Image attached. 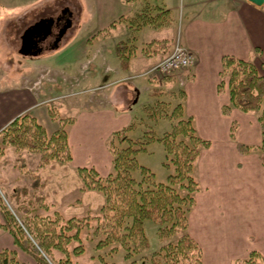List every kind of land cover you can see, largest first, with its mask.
<instances>
[{
    "label": "crops",
    "instance_id": "obj_1",
    "mask_svg": "<svg viewBox=\"0 0 264 264\" xmlns=\"http://www.w3.org/2000/svg\"><path fill=\"white\" fill-rule=\"evenodd\" d=\"M36 1L0 0V29L6 38L11 37L9 43L16 50L24 28L38 18L56 14L64 4L63 0H43L34 4ZM141 1H126L135 2L134 7L110 23L119 26L121 34L114 39V57L105 60L102 57L95 62L88 78L96 80L103 76L104 84H111L104 87L102 98L90 97L80 102V107L74 111L73 120L66 129L71 155L69 167H94L100 175L111 171L113 155L107 141L116 132L133 125L129 111L139 103L144 89H149L139 80L114 81L146 71L165 57L178 39L194 54L195 62L185 70L169 74L159 83L163 84L162 88L183 92L178 102L181 106L178 119L190 118L196 135L209 142L208 147L200 149L193 164L192 176L198 190L193 194L194 205L186 215V231L199 244L203 264H234L235 260L246 258L251 250L264 258V164L257 152L241 154L237 149L238 143L260 145L261 127L256 114L232 107L226 85L223 91L217 89L224 55L253 62L264 76V8L248 0H153L161 8L158 13L163 12L167 17L165 25L170 26L179 16L181 32L175 39L171 37L170 43L164 37L163 45L157 50L158 57L143 70L145 67L138 68L140 61L134 56L139 48L142 54L148 49L147 53L152 55V52L147 48L149 42L145 36L139 41L150 25L136 28L138 22L134 17L141 13ZM119 43L126 52L125 68L121 67L117 55ZM67 48L66 54H61L64 50L60 45L58 49L48 50L47 54V51L38 55L25 54L27 60L24 57L22 64L16 63L15 67L22 71L20 82L0 87V131L23 112L33 113L42 120L37 109L43 100L39 99L43 87L35 88L32 80L37 76L33 77V70L27 69V63L37 61L40 64L43 70L38 73L41 74L39 78L46 72L56 73L52 79L72 78V73L76 72L72 71L73 64L83 56L77 57V52L73 57L74 43L69 42ZM96 58L93 52L91 59L95 61ZM153 94L156 96L151 98V103L159 101L160 95L154 91ZM224 106L230 108L229 114L223 113ZM233 123L236 124L234 139L230 137ZM4 233L8 243L5 247H11V235L7 231Z\"/></svg>",
    "mask_w": 264,
    "mask_h": 264
},
{
    "label": "rangeland",
    "instance_id": "obj_2",
    "mask_svg": "<svg viewBox=\"0 0 264 264\" xmlns=\"http://www.w3.org/2000/svg\"><path fill=\"white\" fill-rule=\"evenodd\" d=\"M41 1L43 0H38L34 4ZM63 2L62 7L67 6L70 9L73 19L55 48L58 49L60 45L64 50L61 54H66L69 42L74 43L73 57L77 52V57L83 56L82 60L73 64L72 71L79 73H72V78L52 79L56 73L46 72L39 78L38 75L41 74L38 73L43 70L40 64L37 61L27 63V69L33 70V77L37 76L32 80L36 84L35 88L43 87L40 88L39 98L43 100L37 109L42 120L31 114L45 128L47 135L58 128L66 130L73 120L74 111L80 107V102L90 97L102 98L105 88H94L103 86L104 77L90 80L89 74L93 70V64L101 61L102 57L104 60L114 57L116 49L114 39L121 34L119 26H111L110 23L121 13L134 7L135 3H126L124 0H63ZM139 5L141 13L134 17L138 22L136 28L139 29L144 24L150 25L147 32L139 37V41H143L142 38L145 36V40L149 42L147 48H150L152 55L147 53L149 49L142 54L139 48L134 59L140 61L138 68L145 67L143 69L145 70L148 68L146 64L152 63L158 57L157 50L163 45L164 37L170 43L171 37L175 39L177 33L181 32V23L178 16L170 26L165 25L167 17L163 12L158 13L161 8L155 5L153 0H143ZM2 16L8 18L7 15ZM9 42L11 37L6 38L4 31L0 29V87H7L14 81L20 82L19 74L22 71L15 65L24 60V57L25 60L28 57L20 49L13 48ZM46 51H44L46 54L50 52ZM93 52L97 54L95 61L91 59ZM167 52L169 51L167 50L165 54ZM132 75H128L122 82L139 80L149 89H144L139 103L132 106L129 111L133 125L124 133L116 132L108 139L107 146L111 149L113 157L120 148L127 145L142 148L135 154L137 167L130 171L136 182L135 190L142 192L152 182H166L167 175L174 171L172 154L166 156L164 145L158 139L170 131L171 123L178 119L177 106L182 100L183 92L179 89L171 91L169 87L162 88L163 84L159 83L162 81L158 78L162 80L166 76L145 74L132 78ZM163 90L165 93L161 92ZM153 91L160 96L159 101L151 103V98L156 96ZM149 137L153 139L150 140ZM180 138L183 137L179 136L177 139ZM183 139L187 142L186 138ZM1 140L0 135V250L13 251V255L21 264H39L38 255L19 249L13 242L10 244L11 247H5L8 243L4 238L6 234L4 231L8 230L4 228L1 215L4 206L20 223L25 224L29 219L35 227L54 234L55 243L49 250L41 247L39 253L44 255L46 264H153V260L157 258L155 254L162 253L165 245L175 243L183 233L180 227L174 231L169 230L174 219L164 223L146 219L143 229L147 246H142L138 239L130 237L126 229L131 222L130 218H125L121 224L115 223L106 213V208H103L106 203L103 190L89 188L77 169L69 167L71 160H67L64 153L59 152L45 161L42 157L44 150L19 148ZM141 166L147 171L143 172ZM97 174L105 182L108 174ZM191 178L194 179L193 176ZM186 184L185 180L182 187L179 183L173 185L174 191L180 197L186 198L181 204L184 211L194 205L190 204L189 199L194 192L189 191L185 187ZM29 234L32 240L30 244L31 242L38 244L40 237L37 236L43 235L36 233V236L32 232ZM181 259L183 263L193 264L190 256Z\"/></svg>",
    "mask_w": 264,
    "mask_h": 264
},
{
    "label": "trees",
    "instance_id": "obj_3",
    "mask_svg": "<svg viewBox=\"0 0 264 264\" xmlns=\"http://www.w3.org/2000/svg\"><path fill=\"white\" fill-rule=\"evenodd\" d=\"M132 1V0H124ZM124 46L119 43L117 55L120 58L122 68L127 66V57ZM221 80L217 86L218 91H223L227 87L229 101L232 107L245 112L257 114L262 140L258 146H248L237 144L239 153L257 152L260 161L264 164V76L260 73L257 66L248 60L237 58L233 55H224L221 58ZM161 81V78H158ZM179 116L181 113L180 104ZM230 108L224 106L222 111L229 114ZM236 124L233 123L230 129V137L234 139ZM124 133V130L118 131ZM1 141L10 143L15 147L30 150H44L43 159L47 161L50 156L64 153L67 160L71 159L69 147L67 144V130L55 129L50 135H47L45 128L29 112H23L14 117L0 131ZM179 136L186 138L177 139ZM126 138H124L125 140ZM149 139H153L149 137ZM164 145L166 155L172 154V163L174 171L167 175L166 182H152L145 190L139 192L135 190L136 184L130 171L137 167L135 154L142 149L139 146L133 147L127 145L125 148L114 154L112 160V171L108 174L105 182L99 177L93 168L79 167L77 171L83 177L89 188L103 190L106 196V213L109 214L114 222L121 224L125 218H130V224L126 226L130 237L138 239V242L145 247L147 239L144 234V220L152 219L160 223L168 222L174 219L169 227L174 231L177 227L183 230V233L177 238L176 242L167 244L163 247V252H157V258L153 264H187L183 263L181 258L190 256L193 264H202L201 249L198 243L186 231V212L181 209V204L186 200L180 197L175 191L173 185L179 183L183 186L186 180V188L191 192L198 190L197 183L191 177L193 164L199 155L200 149L208 147L209 142L199 138L190 118H180L172 126L170 131L165 132L158 139ZM129 142H132L128 139ZM144 172L146 168L140 167ZM152 174V173H150ZM190 204L193 205V196L189 197ZM1 215L4 220V228L11 234L13 243L21 250L30 251L31 254L38 255L39 264H46L44 255L40 254L41 247L50 249L54 244V234L46 232L34 226L32 221L27 219L25 224L20 223L13 213L6 206L2 207ZM30 232L43 234L38 239V244H30ZM58 236L61 234H57ZM14 252L8 249L0 250V264H21L13 255ZM234 264H264V258L255 250H251L244 259H237Z\"/></svg>",
    "mask_w": 264,
    "mask_h": 264
},
{
    "label": "flooded vegetation",
    "instance_id": "obj_4",
    "mask_svg": "<svg viewBox=\"0 0 264 264\" xmlns=\"http://www.w3.org/2000/svg\"><path fill=\"white\" fill-rule=\"evenodd\" d=\"M70 14H72L70 9L64 6L56 14L38 18L19 34V49L28 55H38L52 49L59 37L60 30L64 27L67 28L66 31L68 30ZM43 18L45 20H42ZM62 38L63 35L59 41Z\"/></svg>",
    "mask_w": 264,
    "mask_h": 264
},
{
    "label": "built area",
    "instance_id": "obj_5",
    "mask_svg": "<svg viewBox=\"0 0 264 264\" xmlns=\"http://www.w3.org/2000/svg\"><path fill=\"white\" fill-rule=\"evenodd\" d=\"M194 62H195L194 54L190 50H188L185 46H183L178 39H176L168 55L163 57L161 60H159L157 63H155L146 71L133 74L132 78H136L139 75L142 76L145 74L158 76V77L166 76L171 74L172 72L189 68L194 64ZM125 78H128V76L117 79L114 82L116 83L119 81H123V79ZM109 84H104L103 86H98L95 87L94 89L97 88L100 89Z\"/></svg>",
    "mask_w": 264,
    "mask_h": 264
},
{
    "label": "water",
    "instance_id": "obj_6",
    "mask_svg": "<svg viewBox=\"0 0 264 264\" xmlns=\"http://www.w3.org/2000/svg\"><path fill=\"white\" fill-rule=\"evenodd\" d=\"M248 1H250L251 3H253V4L257 5V6L264 7V0H248ZM72 19H73V15L70 14L69 15V18H68V22H71ZM42 20H45V19L43 18ZM65 30H66L65 27L60 30L59 37L57 38V41L55 42V44H54V46L52 48L57 47L58 41L60 40V37L63 35V33L65 32Z\"/></svg>",
    "mask_w": 264,
    "mask_h": 264
}]
</instances>
